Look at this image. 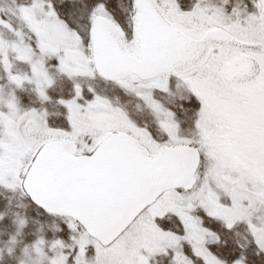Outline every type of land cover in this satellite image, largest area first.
<instances>
[{"label":"snow or ice","instance_id":"obj_1","mask_svg":"<svg viewBox=\"0 0 264 264\" xmlns=\"http://www.w3.org/2000/svg\"><path fill=\"white\" fill-rule=\"evenodd\" d=\"M0 264H264V0H0Z\"/></svg>","mask_w":264,"mask_h":264}]
</instances>
